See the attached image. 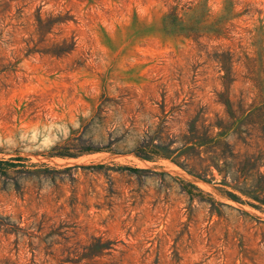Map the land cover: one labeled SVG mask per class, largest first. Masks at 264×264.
I'll return each mask as SVG.
<instances>
[{"label": "rangeland", "instance_id": "obj_1", "mask_svg": "<svg viewBox=\"0 0 264 264\" xmlns=\"http://www.w3.org/2000/svg\"><path fill=\"white\" fill-rule=\"evenodd\" d=\"M0 264H264V0H0Z\"/></svg>", "mask_w": 264, "mask_h": 264}]
</instances>
